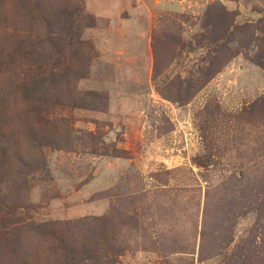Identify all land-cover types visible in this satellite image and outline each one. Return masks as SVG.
Segmentation results:
<instances>
[{
    "label": "rangeland",
    "instance_id": "obj_1",
    "mask_svg": "<svg viewBox=\"0 0 264 264\" xmlns=\"http://www.w3.org/2000/svg\"><path fill=\"white\" fill-rule=\"evenodd\" d=\"M45 1L82 25L73 35L80 64L69 58L77 49L53 50L43 36L51 27L26 0H0V40L9 39L35 68L27 77V61L17 59L0 70L10 145L25 159L11 153L13 169L0 177V264H59L61 243L85 235L102 240L95 253L113 264H228L254 232L257 213L237 219L234 241L221 254L212 256L207 244L206 259H200L201 232L205 227L212 232L223 210L217 213L215 194L207 206L206 194L257 158L251 153L259 146L258 134L247 123L250 136L242 141L237 117L264 95V67L254 62L259 42L244 47L243 32L219 42L229 60L187 104L163 97L157 84L200 75L210 63L215 43L204 26L210 5L232 12L236 24H257L264 0ZM171 36L177 49L168 46ZM155 61L161 70L157 80ZM64 76L89 96L51 106L53 85L63 91ZM19 82L24 85L15 87ZM64 122L87 140L79 139L73 150L39 148L44 140L30 132ZM85 142L97 144L98 151L84 148ZM105 145H114L120 157L102 155ZM263 235L260 227L259 243ZM253 264H264L263 253Z\"/></svg>",
    "mask_w": 264,
    "mask_h": 264
},
{
    "label": "trees",
    "instance_id": "obj_2",
    "mask_svg": "<svg viewBox=\"0 0 264 264\" xmlns=\"http://www.w3.org/2000/svg\"><path fill=\"white\" fill-rule=\"evenodd\" d=\"M26 1L30 5L31 10L34 13L39 14L42 21L46 20L47 26L51 27V31L43 33V36L51 39L49 43L53 47V50H57L58 46L64 48L67 47L68 49H77V39L76 41H73V35H77L76 31L79 32L82 25L73 14L64 13L61 11V8L54 6L45 0ZM213 10H215V12ZM205 18L206 21L204 26L209 30L207 39H211L214 41L213 43H215L208 56L210 63L201 71L200 75H193L185 79H181V77L177 76L172 80L157 84V89L163 97L180 104L189 103L195 94L222 70L225 63L229 60V50L226 45L220 46L219 44L227 41V39H230L234 35L236 36L237 33L243 32V34H245V38L240 39L244 47H250L252 44H255V41L259 42V51L254 62L264 67V16L260 18L257 24H236L235 16L232 12L228 11L225 7L220 8L212 4L209 6ZM256 31H259L261 36H257ZM172 36L167 39L171 42L168 46L172 45L177 49V46L173 43ZM159 40L158 37H155V49L156 43ZM12 46L13 45H11L9 39L0 40V55L2 57L0 60V70L6 69L8 66L16 63L17 59H19L22 64L27 61V77H30L34 74L35 70L33 67L34 60L26 59L18 47L12 48ZM7 48H11V50L6 53ZM49 52L51 53V50H49ZM78 52V49L72 50L69 58L72 62H75L76 60L77 64H80L77 58L78 56H76ZM160 72L161 70L155 61L153 74L154 80H157ZM44 77L53 80L55 76L46 73ZM64 79L65 84L63 86V91H59L60 87L58 85H53L56 99L49 102L51 106L55 105V103L65 104L70 100L77 103L79 100L83 101L88 98V93H79L72 88L71 80L68 77L64 76ZM33 82L38 86L42 85V82L40 81H32V84L34 85ZM21 85H24V83L19 82L15 87L19 88ZM24 89L26 90L27 87H24ZM3 94V96L7 98L10 96L6 88L4 89ZM1 95L2 94L0 93V96ZM22 96L25 97V95ZM7 106L6 103L4 104L3 101H0V177L1 175L5 177V174L8 175L10 170L13 169L11 162L12 158H10L11 153H17L23 161L25 160L22 153L13 150L10 145L12 142V129L9 127L11 121L3 116L8 110ZM237 119L239 122L237 127L238 134L242 141H246L250 136L249 130L245 129V124L252 123L251 130H256L258 135L255 138V143L259 146L254 148V151L251 154H256L257 158L250 159L248 163L245 162L243 168L238 174H232L221 182L218 187L207 191V206L211 203L212 196L215 194L217 200H219V203L214 205H217V213L219 214L222 207L223 210L221 217L216 216V230L214 228V230L210 232V230L205 227V230L201 232L203 243L201 245L199 256L200 259H206L204 258L206 257V248L208 250L209 248L213 250L214 254L212 256L221 254L220 250L225 247L227 248L234 241L233 229L237 219L250 212H256L257 225L255 224L256 227L254 232L249 235V239H245L242 241L243 243L238 244L237 248L231 253L232 255L229 257L228 262V264H233L239 258L242 261V264H253L255 260L260 258L262 253L264 256V235L261 243L257 240V231L260 227L264 234V95L253 103L247 114L242 113ZM44 129H46V127L41 126L39 129L30 132L36 139L40 138L44 140V143H40L38 146L39 148L46 145L58 149L65 148L73 150L74 145L76 146L81 143L79 141L81 138L75 135L72 130H68L65 126V122L61 124H53L52 128L47 132L44 131ZM88 136L89 139L94 138L92 133H89ZM83 147L89 150L92 149L93 151H98L97 144L92 142H85ZM111 153L115 157H120V151L114 145L103 146L101 151L102 155H111ZM41 156L42 158L44 157L43 154ZM21 163L24 167L27 166L26 163ZM208 216V214L207 216L205 215V226L206 218H208ZM28 226L32 227L33 224H28ZM34 232H40L37 226L34 227ZM97 235L100 236L99 230ZM89 237V235H85L83 238L77 237L63 241L60 249L64 256L59 264H113L112 260L95 253L96 248H99L102 240L98 238L96 242H92ZM206 238H212L213 240L208 243ZM207 244L209 245V248ZM236 257L238 258L232 259Z\"/></svg>",
    "mask_w": 264,
    "mask_h": 264
}]
</instances>
